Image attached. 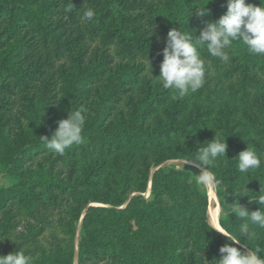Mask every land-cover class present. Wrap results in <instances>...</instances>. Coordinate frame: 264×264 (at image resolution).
Returning a JSON list of instances; mask_svg holds the SVG:
<instances>
[{
    "label": "trees",
    "instance_id": "trees-1",
    "mask_svg": "<svg viewBox=\"0 0 264 264\" xmlns=\"http://www.w3.org/2000/svg\"><path fill=\"white\" fill-rule=\"evenodd\" d=\"M206 3L0 0V172L16 177L0 187V255L20 249L33 264H211L220 257L231 241L210 229L205 189L167 162L194 157L216 131L228 145L211 169L222 183L219 206L231 204L249 179L248 195L261 194L264 55L234 42L222 61L199 46L204 85L177 100L148 74V59L159 74L171 28L195 37L226 11L227 0ZM205 5L209 15L197 16ZM88 7L96 15L85 22ZM71 110L84 112L83 142L60 155L41 136L50 137ZM245 126L262 158L250 177L237 170L249 141ZM239 202L259 208L248 196ZM219 222L244 250L264 248L258 225H249L256 233L249 241L239 231L246 221L231 211Z\"/></svg>",
    "mask_w": 264,
    "mask_h": 264
},
{
    "label": "clouds",
    "instance_id": "clouds-1",
    "mask_svg": "<svg viewBox=\"0 0 264 264\" xmlns=\"http://www.w3.org/2000/svg\"><path fill=\"white\" fill-rule=\"evenodd\" d=\"M208 3L209 0L206 5ZM206 5L196 9L197 16L209 15ZM95 15V10L88 7L83 11L81 18L85 22H90ZM152 32L153 28L151 34ZM234 42H242L253 55H264V0H260L259 5L248 3L246 0H227L226 11L218 19L207 22L195 37L178 27L171 28L167 33L165 46L161 50L163 59L159 65V74L153 75V67L149 59L151 70L148 74L154 78V82L172 91V100L183 99L189 94L196 93L205 82V61L198 50L199 46L206 45L207 52L212 57L228 61L229 50ZM56 124L57 127L50 137L41 136L49 150L64 155L67 149L83 142L82 133L85 125L83 110H71L67 118L56 121ZM195 132L196 130L190 133L195 134ZM199 145L201 144H198L197 155L186 160L183 166L191 164L199 168L200 172L197 174L199 185L205 190L216 191L221 188L222 183L211 169L216 166L220 158L227 157L226 137L218 136L215 131L214 138L208 141L206 147ZM236 158L237 170L246 175L252 174L262 166L261 155L248 144ZM248 182L242 186L243 191L234 193L235 198L231 204L225 203L223 198L224 203L212 217L210 229L221 233L231 243H225L219 248L221 255L218 259L213 258L211 264H264V255H261L264 253V248L257 244L256 247H251V250H244V247L240 246L242 239L227 231L219 222L221 215L229 216L231 211L241 221H246L240 224L239 231L241 236L249 241L256 238V233L250 228V224L264 229V207H261L264 206V185L260 182L261 188L258 193L261 194L251 198L246 187ZM243 196H248L250 201L258 203L259 208L249 211L239 202L240 197ZM245 245L249 244L245 243ZM203 260L206 264H210L206 258ZM0 264H33V258L19 249L7 255H0Z\"/></svg>",
    "mask_w": 264,
    "mask_h": 264
},
{
    "label": "rangeland",
    "instance_id": "rangeland-1",
    "mask_svg": "<svg viewBox=\"0 0 264 264\" xmlns=\"http://www.w3.org/2000/svg\"><path fill=\"white\" fill-rule=\"evenodd\" d=\"M233 102L236 103V101H233ZM245 130H247V132H248L246 137H247V139L249 141H248L247 144H248L249 147H252L253 141L255 140V136H253L252 131L250 129H248V127H246V126H245ZM196 132H198V131H196ZM100 160L98 161L99 163H100ZM185 161L186 160H172V161H168L167 163L172 164V165L176 166L179 169L189 170L192 173V175L194 176L195 180L197 181V174H199L200 169L196 168V167H193L191 164H185V166H183ZM107 177L108 176L106 174H103V175H101V177L96 179L95 190L98 193L102 192L105 189L104 183H105ZM15 180H16L15 176L9 175V174H7L5 172H0V187L9 186V185L13 184L15 182ZM205 191H206V194H207L206 215H207V221L210 224L209 216H208V213H207L208 212V208L210 207V209H212L214 212L216 211V213H217L218 209L220 208V206H219V202H218V198H217L216 192L212 191V190H205ZM147 194H148V192L146 193V195ZM88 205H94V204L88 203ZM214 207H216V208H214ZM79 229L80 228L78 226L77 227V234L79 232Z\"/></svg>",
    "mask_w": 264,
    "mask_h": 264
},
{
    "label": "bare ground",
    "instance_id": "bare-ground-1",
    "mask_svg": "<svg viewBox=\"0 0 264 264\" xmlns=\"http://www.w3.org/2000/svg\"><path fill=\"white\" fill-rule=\"evenodd\" d=\"M214 193V192H213ZM212 197V196H211ZM215 198V197H214ZM213 206V205H212ZM211 206V207H212ZM214 208H216V207H214ZM218 208V207H217ZM215 210V209H214ZM208 216H209V222H210V224H211V220H212V217H213V215L214 214H216V211L214 212L212 209H210V207L208 208Z\"/></svg>",
    "mask_w": 264,
    "mask_h": 264
}]
</instances>
